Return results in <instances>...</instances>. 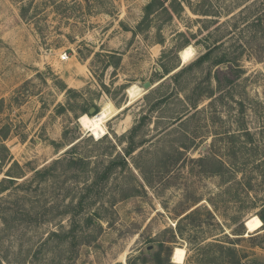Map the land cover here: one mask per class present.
I'll use <instances>...</instances> for the list:
<instances>
[{"label": "rangeland", "instance_id": "374dc122", "mask_svg": "<svg viewBox=\"0 0 264 264\" xmlns=\"http://www.w3.org/2000/svg\"><path fill=\"white\" fill-rule=\"evenodd\" d=\"M149 1L0 0V180L16 181L0 185V264H264L263 223L245 227L264 218L254 0H191L212 16L158 13L133 34ZM107 103L96 139L82 109Z\"/></svg>", "mask_w": 264, "mask_h": 264}, {"label": "trees", "instance_id": "16d2710c", "mask_svg": "<svg viewBox=\"0 0 264 264\" xmlns=\"http://www.w3.org/2000/svg\"><path fill=\"white\" fill-rule=\"evenodd\" d=\"M166 2H167V0H150L144 6V8H143V16H142L140 22L137 24L136 31H134L133 34H137V33L140 34V33L143 32V30L148 28V26L150 25L151 16L156 15L158 13L166 15L168 20H172V18L174 16H176V17L179 16L187 8L194 15H198V16H202V17L212 16V15H210V13L212 11L208 7H203L200 10H194L193 7H192L191 0H172L167 5H166ZM245 8H248V10L257 11V14L255 15V17L253 19L252 25L255 28H257L262 35H264V0H254L253 2H251ZM26 11H27L26 8H22L21 9V18L22 19L26 18L25 17L26 16ZM181 35H183V34H181ZM159 43L160 44L162 43V39H159ZM188 45H189V43L186 42L183 45L178 46L176 48V50L177 51H181L182 49H184ZM211 54H212L211 50H208L207 52L202 54L194 63L186 66L184 69H181L179 72L183 73L184 71H186L188 68H191L192 66H200V65H202L203 62H205L208 59H210ZM225 61L226 60L224 59V57H222V59L217 60L214 63V65L215 66H219V65L223 64ZM162 73H164V75H168L169 71H167V69H162ZM64 90H66V89L63 88L62 91H64ZM70 92H72V91L71 90H67L66 94H69ZM90 108H91V106L82 109V114L90 116L88 114V111H89ZM94 109H95V113H97L98 110L96 108H94ZM63 110H64V108L62 106H59L58 109H57V112L59 113V112H62ZM6 138H7L6 135H0V142L6 140ZM73 146L71 148H73ZM1 148L3 150H6L4 146H2ZM132 152H134V149L132 147H130L128 149V151L126 152V154L130 155ZM3 161H4V157L0 156V165H2ZM35 173L39 174V173H41V171H35ZM8 174H9V170L6 172V176L9 177L10 179H1L0 180V185H3L5 182H8L10 184H14L16 182L15 180L11 179V178H15V177L10 176ZM4 190H6V189H4ZM259 219L262 221V223L264 225V218L260 217ZM86 222H87L86 225H93V221L91 219H88V221H86ZM165 262L167 264V260ZM157 263L162 264V261L159 259L158 256H157Z\"/></svg>", "mask_w": 264, "mask_h": 264}, {"label": "bare ground", "instance_id": "6f19581e", "mask_svg": "<svg viewBox=\"0 0 264 264\" xmlns=\"http://www.w3.org/2000/svg\"><path fill=\"white\" fill-rule=\"evenodd\" d=\"M193 57V50L190 46L185 47L180 51V59L183 64L188 63ZM138 94V89L136 87H131L128 90V96L130 99H134ZM130 103L126 104L128 106ZM113 107L110 103L105 104L100 112L94 116L83 115L81 117L82 127L90 133V135L96 139H99L102 136L106 135V131L104 129V122L112 118L113 116ZM123 108L118 109L121 111ZM245 227L247 229V233H255L262 227V222L258 217H253L245 222ZM185 250L176 248L173 253V261L181 262L185 259ZM172 261V262H173ZM185 261V260H184ZM179 264V263H178Z\"/></svg>", "mask_w": 264, "mask_h": 264}, {"label": "water", "instance_id": "95a60500", "mask_svg": "<svg viewBox=\"0 0 264 264\" xmlns=\"http://www.w3.org/2000/svg\"><path fill=\"white\" fill-rule=\"evenodd\" d=\"M149 86H150L149 83H145V84H144V88H145V89H147ZM88 114H89L90 116H94V115H97L98 112L95 113V109H94V108H90L89 111H88Z\"/></svg>", "mask_w": 264, "mask_h": 264}, {"label": "built area", "instance_id": "2783aa9c", "mask_svg": "<svg viewBox=\"0 0 264 264\" xmlns=\"http://www.w3.org/2000/svg\"><path fill=\"white\" fill-rule=\"evenodd\" d=\"M61 60H62V61L67 60L66 55H64L63 57H61Z\"/></svg>", "mask_w": 264, "mask_h": 264}]
</instances>
